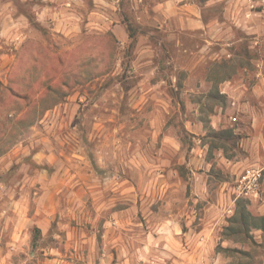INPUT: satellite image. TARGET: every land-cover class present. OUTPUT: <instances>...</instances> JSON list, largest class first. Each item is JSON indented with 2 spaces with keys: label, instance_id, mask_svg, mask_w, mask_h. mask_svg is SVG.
Here are the masks:
<instances>
[{
  "label": "rangeland",
  "instance_id": "obj_1",
  "mask_svg": "<svg viewBox=\"0 0 264 264\" xmlns=\"http://www.w3.org/2000/svg\"><path fill=\"white\" fill-rule=\"evenodd\" d=\"M29 1L0 35V264H264V0H110L124 44L92 0L74 34Z\"/></svg>",
  "mask_w": 264,
  "mask_h": 264
},
{
  "label": "crops",
  "instance_id": "obj_2",
  "mask_svg": "<svg viewBox=\"0 0 264 264\" xmlns=\"http://www.w3.org/2000/svg\"><path fill=\"white\" fill-rule=\"evenodd\" d=\"M8 1L9 5H7V7L11 8L7 11L5 15L1 14L0 16V35H14V37L20 38L21 40L25 38V35H23V32H18L19 27L29 25L30 18L25 12L18 11L16 8H14L13 0ZM29 2L32 7V10H34L36 14V20L38 21V23L50 24L52 25L53 30L66 34H74L77 30H79L81 25V14L77 11V9L84 4L83 0H30ZM92 2L95 8H91L89 10V16L87 17V26H89L90 28H97L101 31L105 30V32L111 31L117 41L120 44H124L129 39V34L127 29V23L123 19L122 13H120L121 20L109 21V25H107L104 19L96 21L100 16L98 8L102 7L105 4H109L110 0H92ZM162 5L165 8L163 9V14H165V16L172 18L177 15L178 12L176 11V6L171 0H165ZM182 6L186 10H188V12L186 11L185 13V18H187V26L185 27L189 28L201 26L202 23L197 15V10L195 6L193 4L186 3ZM94 15L98 16L94 17ZM183 24L184 19L182 25ZM187 56L191 57V59H196L194 60V62H192L191 60V67L190 63L183 65V67L187 68V70L194 68L196 64L202 63L204 60L203 55L192 54L191 56L188 54Z\"/></svg>",
  "mask_w": 264,
  "mask_h": 264
},
{
  "label": "built area",
  "instance_id": "obj_3",
  "mask_svg": "<svg viewBox=\"0 0 264 264\" xmlns=\"http://www.w3.org/2000/svg\"><path fill=\"white\" fill-rule=\"evenodd\" d=\"M260 171L257 168H249L238 179V193L244 195H257L259 189Z\"/></svg>",
  "mask_w": 264,
  "mask_h": 264
},
{
  "label": "trees",
  "instance_id": "obj_4",
  "mask_svg": "<svg viewBox=\"0 0 264 264\" xmlns=\"http://www.w3.org/2000/svg\"><path fill=\"white\" fill-rule=\"evenodd\" d=\"M122 16H123V19L126 21V23H127V29H128V31H129V29H130V27L129 26H131L130 25V23H129V19L127 18V16L124 14V13H122ZM107 34H109V36L113 39V41L115 40L114 39V35L111 33V32H109V31H107ZM129 34V38H131V34L130 33H128ZM263 217H264V215H263ZM263 217H260V221H259V223L257 224V227L258 228H261L262 230L264 229V218ZM244 218H249L248 216H246L245 215V217ZM254 218V217H253Z\"/></svg>",
  "mask_w": 264,
  "mask_h": 264
}]
</instances>
